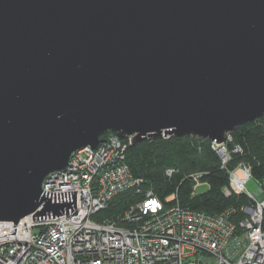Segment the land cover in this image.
Returning a JSON list of instances; mask_svg holds the SVG:
<instances>
[{
  "label": "water",
  "instance_id": "95a60500",
  "mask_svg": "<svg viewBox=\"0 0 264 264\" xmlns=\"http://www.w3.org/2000/svg\"><path fill=\"white\" fill-rule=\"evenodd\" d=\"M264 113V0H0V221L113 132L220 143ZM264 197V193H260Z\"/></svg>",
  "mask_w": 264,
  "mask_h": 264
},
{
  "label": "built area",
  "instance_id": "2783aa9c",
  "mask_svg": "<svg viewBox=\"0 0 264 264\" xmlns=\"http://www.w3.org/2000/svg\"><path fill=\"white\" fill-rule=\"evenodd\" d=\"M111 135L99 146H85L69 156L67 166L50 173L42 192L64 204L58 215L29 214L14 223L0 221V264H264V197L261 185L249 192L250 168L238 164L228 172L223 193L247 196L242 219L233 211L217 215L182 208L175 194L162 201L147 191L115 221L96 218L108 201L127 189L140 192L125 163L126 146ZM226 139L212 147L224 166L235 146ZM172 169L167 168L166 175ZM195 185L200 175H192ZM264 193V192H263Z\"/></svg>",
  "mask_w": 264,
  "mask_h": 264
},
{
  "label": "trees",
  "instance_id": "16d2710c",
  "mask_svg": "<svg viewBox=\"0 0 264 264\" xmlns=\"http://www.w3.org/2000/svg\"><path fill=\"white\" fill-rule=\"evenodd\" d=\"M108 135L109 133L103 137ZM228 135V149L232 151L238 146L239 151L230 152L231 157L224 166L213 149L211 140L199 136L146 138L133 146L127 145L125 163L132 177L140 180V192L127 189L115 195L96 214V218L106 217L115 221L125 213L130 204L151 191L162 201L174 193L179 206L190 211L217 215L231 210L233 214L230 218L234 222L242 219L241 206L248 203L249 199L236 192L225 195L223 187L228 183L229 170L238 164H245L264 192V113L233 128ZM167 168L173 172L166 175ZM193 174L200 175V182L207 184V190L196 193Z\"/></svg>",
  "mask_w": 264,
  "mask_h": 264
},
{
  "label": "rangeland",
  "instance_id": "374dc122",
  "mask_svg": "<svg viewBox=\"0 0 264 264\" xmlns=\"http://www.w3.org/2000/svg\"><path fill=\"white\" fill-rule=\"evenodd\" d=\"M107 133H109V135L108 136H106V137H103V135H105V134H107ZM107 133H105V134H103L101 137H103L104 138V140L106 139V138H108V137H111V135H114V136H116L113 132H107ZM121 139V138H120ZM127 141V139L125 138V137H123L122 139H121V144L122 143H124V142H126ZM103 142V141H102ZM101 142V143H102ZM100 143V144H101ZM100 144H98L97 145V147H99V146H101ZM197 188H196V193H201V192H203V191H205V190H207L208 189V187H207V184L206 183H200L198 186H196ZM245 187H246V189L249 191V192H254L255 191V189H257L258 187H259V184L256 182V180H254L252 177L245 183Z\"/></svg>",
  "mask_w": 264,
  "mask_h": 264
}]
</instances>
